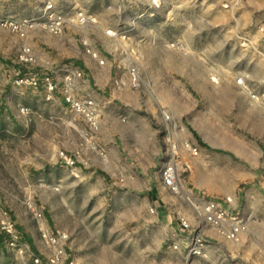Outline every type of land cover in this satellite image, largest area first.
<instances>
[{
    "label": "rangeland",
    "instance_id": "374dc122",
    "mask_svg": "<svg viewBox=\"0 0 264 264\" xmlns=\"http://www.w3.org/2000/svg\"><path fill=\"white\" fill-rule=\"evenodd\" d=\"M225 3L226 0H0V23L5 18H36L48 4L63 12L82 9L97 21L61 36L35 30L26 40L38 58L31 66L18 61L23 40L0 25V208L15 221L18 242L33 249L40 246V233L31 213L35 209L43 212L50 228L69 234L73 249L69 251L78 264H82L85 246L99 240L103 241L98 251L104 264H264V139L239 127L234 115L229 121L233 135L210 142L235 159L234 167L222 162L220 170V175L229 181L235 177L232 193L201 194L236 198L239 210L249 218V231L240 243L222 238L213 243L212 239L203 258H188L181 251L160 247L158 233L150 239L142 238L143 233L135 229L128 233L121 228L130 219L127 201L117 197L123 186L114 184L130 175L133 162L128 158L115 160L110 149L139 150L141 131L135 126L141 120L151 123L156 141L165 150L167 131L160 109L181 126L183 115L195 117L200 106L193 103L192 94L183 95L185 84L191 83L209 96H228L227 84L235 73L236 77L244 76L239 53L246 49V55L261 69H254L251 79L260 91L258 84L264 80V0H239L234 9H226ZM109 29L126 34L127 40H110L105 34ZM244 34L251 40L247 48L240 44L239 36ZM84 40L107 58L106 68L90 59ZM121 49L131 56L139 52L143 57L144 84L139 91H118L112 84L117 75L127 71L123 67L120 71L118 65H128L132 59ZM215 51L221 56L213 57ZM65 63L85 70V82L78 89L81 94L95 93L98 102L113 98L107 105V118L103 120L102 116L103 130L89 140L72 128L73 116L60 99L47 102L42 90L14 83L20 73L41 72ZM115 114L126 127L117 139L118 145L111 119ZM81 128H85L83 123ZM143 136L144 143L150 144L152 137L146 128ZM61 150L79 156L77 167L68 168L60 162ZM102 159L106 161L105 169L84 168L88 160ZM191 166L190 163L189 170L182 174V181L188 190L199 194L189 184V179L195 178ZM158 170L153 169V173ZM218 186V182L211 185ZM188 211L191 214L189 208ZM93 227L103 230L85 231ZM12 241L0 228V264H32L28 254L16 252ZM140 256L146 258L143 263L137 262Z\"/></svg>",
    "mask_w": 264,
    "mask_h": 264
},
{
    "label": "built area",
    "instance_id": "2783aa9c",
    "mask_svg": "<svg viewBox=\"0 0 264 264\" xmlns=\"http://www.w3.org/2000/svg\"><path fill=\"white\" fill-rule=\"evenodd\" d=\"M239 0H226L224 7L234 9ZM97 23L96 19L82 9H72L63 12L48 4L36 18H5L0 25L16 34L23 43L20 46L18 61L23 66L37 63V54L33 47L26 43L29 35L37 29H42L52 36H61L72 28H85ZM106 36L115 42H124L127 35L118 30L109 29ZM241 46L247 48L251 40L248 34L239 36ZM83 47L90 59L101 68H106L108 60L100 51L93 49L86 40ZM122 53L131 56L126 49ZM128 65H118L119 70L126 68V73L117 75L113 80L115 90L123 91L129 88L139 91L143 84L141 73V53L131 56ZM86 72L79 66L65 63L61 66L47 67L41 72L20 73L14 83L18 87L42 90L47 102L60 99L68 112L73 116L72 128L89 140L101 132L102 107L89 93L81 94L78 89L85 82ZM242 90L251 93L252 97L264 103V93H252L249 84L242 76L237 80ZM24 111V110H22ZM27 111V110H25ZM160 114L166 125L164 141L163 164L160 168V177L165 188L185 204L191 214L180 215L174 221L181 243H167L168 250L181 251L188 258H203L206 255L211 239L207 232L213 230L220 238L231 243H240L243 236L249 231V218L239 210L237 200L233 196L224 198H209L204 194H196L188 190L182 181V174L186 173L190 164L187 156L198 157L199 147L188 137L185 126L174 123L172 116L160 109ZM81 123L85 128H81ZM60 162L68 167L75 168L79 163V156L71 155L61 150L58 153ZM31 213L40 233V246L36 249L25 243L18 242L17 227L10 213L0 208V228L13 241L12 245L21 256L28 254L32 264H78L77 259L70 253V236L66 232L55 231L48 225L43 212L32 209ZM149 213L156 216L159 209L149 207Z\"/></svg>",
    "mask_w": 264,
    "mask_h": 264
},
{
    "label": "crops",
    "instance_id": "0c3cea01",
    "mask_svg": "<svg viewBox=\"0 0 264 264\" xmlns=\"http://www.w3.org/2000/svg\"><path fill=\"white\" fill-rule=\"evenodd\" d=\"M243 51V50H242ZM245 52L239 53V59L244 63L243 75L252 93H264V80H260L258 86L260 91L255 89L251 83L254 75V69L261 70ZM234 54V52L232 51ZM213 57H220L218 51L212 53ZM223 56V55H222ZM252 63H254L252 65ZM233 76L227 89L229 94L226 97L209 96L200 91L199 88L193 84H185L183 86V95L192 94V98L197 105L200 106L196 110L195 117L183 115L182 125L187 128L188 137L199 147L200 154L198 157L190 156L189 162L194 171V179H189V184L194 187L198 193L220 194L226 196L232 193L233 185L235 184V177L232 181L220 175V170L223 163H229L232 167L235 166V159L229 153H223L216 149L210 142H216V138L229 137L233 135L234 129L229 122L234 117L239 122V127L248 131L253 137L264 139V103L254 99L251 93L244 92L237 80L239 77ZM219 89L218 85H215ZM218 91V90H216ZM95 98V93H89ZM197 94L198 96H195ZM94 95V96H93ZM96 99V98H95ZM113 98L98 99L103 111V120L107 118V105L111 104ZM105 112V113H104ZM231 115H234L231 117ZM115 131L117 132L116 144L118 145V138L120 133L126 131V127L121 124L123 121L117 114L111 117ZM125 122V121H123ZM140 133V148L139 150H131L126 152L124 148H112L111 153L114 154L115 160L123 161L124 158L132 160L133 166L130 170V175L121 177L114 184L123 186V192L119 193L117 197H121L127 201L128 223L121 225L122 230L133 231L134 229L140 234L143 233L142 238H155V234H159L160 247L164 248L166 244L175 242L181 243L182 240L177 234L174 221L177 214H189L188 207L182 204L177 197L171 194L163 185L160 177V168L163 164L164 149L159 142L156 141V130L149 121L141 120L139 125L135 126ZM146 128L147 135L152 137V141L144 143L143 129ZM103 130V121L101 131ZM101 133V132H100ZM207 138H211L209 141ZM102 140V139H101ZM107 139L104 140V142ZM105 160L94 162L88 160L85 162V169H92L99 167L100 170L106 168ZM189 163V164H190ZM159 168L157 174L153 173V169ZM217 170V172H216ZM223 179H225L223 185ZM120 181V182H118ZM218 182V187L213 188V184ZM231 186V187H230ZM207 191V192H206ZM209 195V194H208ZM131 202V203H130ZM155 206L159 209V213L153 216L149 213V207ZM127 216V215H126ZM98 229L103 230L102 227H93L85 231L97 232ZM100 231V230H99ZM213 243H218L220 238L213 230L207 232ZM97 244L86 245L83 254L82 264H104L102 253H99L103 244L102 240L96 241ZM93 247V248H92ZM95 248V249H94ZM70 246V251H72ZM74 255V254H73ZM145 258V257H144ZM144 258L141 256L137 258L138 263H143ZM146 259V258H145ZM79 260V259H78Z\"/></svg>",
    "mask_w": 264,
    "mask_h": 264
},
{
    "label": "bare ground",
    "instance_id": "6f19581e",
    "mask_svg": "<svg viewBox=\"0 0 264 264\" xmlns=\"http://www.w3.org/2000/svg\"><path fill=\"white\" fill-rule=\"evenodd\" d=\"M186 48V47H185Z\"/></svg>",
    "mask_w": 264,
    "mask_h": 264
}]
</instances>
